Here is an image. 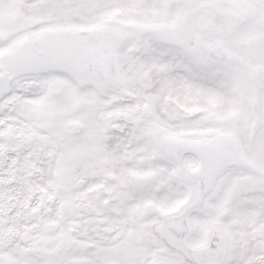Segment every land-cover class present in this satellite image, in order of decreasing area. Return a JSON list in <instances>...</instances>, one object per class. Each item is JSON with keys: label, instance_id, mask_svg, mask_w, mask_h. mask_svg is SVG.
Listing matches in <instances>:
<instances>
[{"label": "snow or ice", "instance_id": "1", "mask_svg": "<svg viewBox=\"0 0 264 264\" xmlns=\"http://www.w3.org/2000/svg\"><path fill=\"white\" fill-rule=\"evenodd\" d=\"M0 264H264V0H0Z\"/></svg>", "mask_w": 264, "mask_h": 264}]
</instances>
